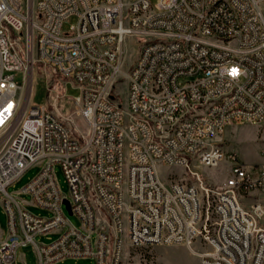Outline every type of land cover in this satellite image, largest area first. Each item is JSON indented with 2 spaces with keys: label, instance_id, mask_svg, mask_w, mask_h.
<instances>
[{
  "label": "built area",
  "instance_id": "1",
  "mask_svg": "<svg viewBox=\"0 0 264 264\" xmlns=\"http://www.w3.org/2000/svg\"><path fill=\"white\" fill-rule=\"evenodd\" d=\"M40 65L80 89L70 99L85 133L45 104L23 108L22 83ZM240 124H264V0H0V264H18L30 243L39 264H125L130 249L158 245L184 246L201 264H264V162L220 140ZM223 162V186L206 183L202 168ZM35 165L22 192L48 218L8 192ZM162 166L195 181L164 178ZM49 233L60 236L36 242Z\"/></svg>",
  "mask_w": 264,
  "mask_h": 264
},
{
  "label": "rangeland",
  "instance_id": "2",
  "mask_svg": "<svg viewBox=\"0 0 264 264\" xmlns=\"http://www.w3.org/2000/svg\"><path fill=\"white\" fill-rule=\"evenodd\" d=\"M155 2V0H153ZM76 20L72 19L65 24L64 30H69L71 25H75ZM21 45L23 40L20 39ZM136 45L130 43L125 60V69L130 67L136 58ZM22 75L19 73L17 78L20 80ZM187 79H182L186 81ZM67 79L55 72L50 67L44 65L38 66L34 72L28 74L26 82L22 83L20 91V101L23 108L28 105L45 104L55 111L60 117L69 118L73 127L86 132L87 128L82 120L76 115V107L70 98L80 96L81 91L71 82L66 85ZM116 92L122 104L126 105L127 100V83L120 81L117 84ZM65 96V99L57 97ZM222 143L230 151L237 152L240 160L247 163L255 164L264 162V124H240L228 127L225 133L220 137ZM232 163L223 162L216 167H203L200 174L204 176L205 182L216 187H221L231 175L230 168ZM42 167L35 165L29 168L17 181L8 187L10 194L16 195L28 203V210L37 216L50 217L52 213L46 209L40 208L32 204V199L22 190L41 172ZM164 178L171 176L174 179H182L183 175H187L186 182L192 183L194 178L188 176L186 169L178 167H161ZM55 172L59 187L62 194L70 196L69 185L66 182L65 175L59 165L55 166ZM254 198H252V201ZM65 215L71 223L80 226L77 216L71 215L65 207ZM8 231V218L0 204V232L6 234ZM60 234L49 233L36 237L39 244H49L56 240ZM196 249H201L199 245H195ZM18 264H39L35 247L33 244L22 246L18 249ZM56 264H93L92 259L84 258H67ZM125 264H201L198 256L190 252L184 246H146L136 249H130L126 255Z\"/></svg>",
  "mask_w": 264,
  "mask_h": 264
},
{
  "label": "snow or ice",
  "instance_id": "3",
  "mask_svg": "<svg viewBox=\"0 0 264 264\" xmlns=\"http://www.w3.org/2000/svg\"><path fill=\"white\" fill-rule=\"evenodd\" d=\"M237 72H238V70H236V69H233V70H232V74H233V75L237 74Z\"/></svg>",
  "mask_w": 264,
  "mask_h": 264
},
{
  "label": "water",
  "instance_id": "4",
  "mask_svg": "<svg viewBox=\"0 0 264 264\" xmlns=\"http://www.w3.org/2000/svg\"><path fill=\"white\" fill-rule=\"evenodd\" d=\"M65 203H66L68 209H70L69 202H68V201H65ZM70 213H71V212H70Z\"/></svg>",
  "mask_w": 264,
  "mask_h": 264
}]
</instances>
